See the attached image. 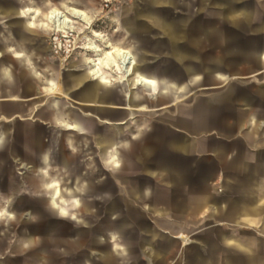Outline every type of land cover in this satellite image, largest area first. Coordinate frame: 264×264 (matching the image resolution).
I'll return each instance as SVG.
<instances>
[{
    "label": "crops",
    "instance_id": "obj_1",
    "mask_svg": "<svg viewBox=\"0 0 264 264\" xmlns=\"http://www.w3.org/2000/svg\"><path fill=\"white\" fill-rule=\"evenodd\" d=\"M32 1L0 0V15L11 19L12 15H19L27 21L31 31L43 35L51 33L49 16L53 10L63 11L70 17L73 10H78L85 12L86 16L83 20H75V25L81 22L90 26L89 36L86 37V43L79 47L83 52L79 55V61L71 66L72 73L54 69L52 66L56 65L45 63L46 53L35 54V59L39 61L35 65L29 64L27 61L29 56L19 49L2 56L1 60L5 63L0 64L3 66L0 67V154L3 152L8 154L11 150L15 158L25 159L30 164L44 163L43 170L38 171L40 180L31 179V186L36 191L43 189L46 192L48 200L53 204L52 211L59 218L75 224L77 223L75 211L82 213L86 209L81 201L85 186L79 179L75 188L69 186L67 183L69 176L64 175L71 170L67 168L66 163H77L82 160L78 171L84 170L96 175L98 187L103 180L111 181L105 178L109 175L126 178L154 176L156 184L160 185L154 201L163 209H171L173 214L162 222L150 223L168 237L177 238L174 240L176 245L169 253L165 264H184L185 252L189 257L193 256L192 262L189 260L188 264H199L201 260L204 264H264V235L226 239L222 241L226 250L218 252V255L206 251L199 256L190 247L191 244L196 245L198 241L181 242L183 235L180 233L189 225L191 219L195 225V212L199 216L201 211L208 208L234 211V222L228 223L232 226L259 225L258 220L264 221V183L259 185L262 187L260 192L252 189V186L249 187L258 177L259 168L250 167L251 161L244 158L242 150L243 147H247L252 151H258V148L264 147V120L261 123L263 135L259 138L252 136L253 133H258L260 128L257 98L264 96V82L255 93L239 82L262 75L264 81V72L254 76L264 71V52L260 63L258 58L247 51L259 66L246 76L236 66L231 67V70L228 67L229 63L219 61L226 65L229 73L234 72L233 75L239 77L231 82L236 88L233 95L226 92L228 81L221 72H217L218 74L211 78L208 67H204L207 72L209 71L206 74L207 79H212V83L206 85L201 84V78L206 71L194 73V90L200 92L193 100L194 95L191 92L184 91V87H179L167 76L157 77L137 66L136 56L132 51L134 45H138L139 48L143 47L153 53L147 47L153 38L164 37L167 41L173 38L175 44L183 45L177 42L182 37L180 17L176 13L181 5L180 0L177 2L139 0L137 6L140 9L129 11L123 21L132 38V45L122 41L113 42L92 29L93 19L86 10L70 7L67 2L62 9H54L44 0H41L42 8H35ZM205 2L217 6L214 12L219 19L225 20L230 15L236 16L244 12L247 19L253 16L252 9L245 11L241 8L230 14H218V9L224 10L223 4L217 3L216 0ZM236 4L243 3L236 0ZM131 29L145 34L144 43L140 35L136 38L131 34ZM154 29L157 31L155 35L148 32ZM210 30L209 25L204 26L203 35L209 34ZM241 34L242 32L239 33ZM93 45L103 51L122 50L130 54L134 61V66L130 67L133 69L132 74L111 68L110 70L99 63V54L92 50ZM252 49L257 48L251 47L250 50ZM88 56H92V60L97 61V66L102 67L101 77L93 73L94 67L88 62ZM200 60L211 63V60ZM10 61L12 64H9ZM32 66H37V69ZM44 71L48 72V76ZM144 81L149 83H143ZM210 85L218 88L201 90L202 87ZM132 86H137L139 91H132ZM19 93L27 98H19ZM149 94L159 96L156 102L160 106L167 105L172 99L183 97L178 101L181 111L177 124L158 122L159 119L167 118L168 109L152 111L145 107L139 108L141 106L139 104L149 99ZM247 94L250 95V99L246 98ZM41 98L44 99L34 105L24 104ZM209 101L219 102L212 110L205 109L204 105ZM185 107L193 108V114L187 116L184 113ZM141 117L147 119L146 122H140ZM16 119L32 123L16 125L14 122ZM124 122L127 123L123 124ZM134 124L135 130L131 131ZM168 131L195 138L196 141L184 144L170 141L167 139L168 135L171 136ZM228 131L236 133L232 135ZM18 133L26 139L24 145H21V150L16 143ZM243 134L246 138L239 139L238 136ZM242 141L246 144L244 145ZM232 147L238 148V151L231 153ZM167 150L180 152L184 157H192L191 161L176 162L177 167L184 164L186 168L184 174L169 177L162 173V169L170 164L158 161V158ZM99 169L106 172L102 177H99ZM46 174L49 177H46ZM217 181H221L219 189L214 186ZM111 183L117 188L118 184L113 181ZM115 190L110 189L105 193H114ZM184 193L187 194L185 203L179 202L177 195ZM213 196L215 198H212ZM106 198L108 200V197ZM10 208V199L6 202L0 200V219L12 215ZM147 211V208H144V212ZM172 232L179 235H172ZM128 240H132V237L129 236ZM258 243L262 244L260 249L256 245ZM160 252L163 253L164 249ZM111 260L113 259L107 263L110 264Z\"/></svg>",
    "mask_w": 264,
    "mask_h": 264
},
{
    "label": "rangeland",
    "instance_id": "obj_2",
    "mask_svg": "<svg viewBox=\"0 0 264 264\" xmlns=\"http://www.w3.org/2000/svg\"><path fill=\"white\" fill-rule=\"evenodd\" d=\"M44 1L49 7L54 9H62L64 3L67 2V5L70 7L88 11L93 19L92 29L102 33L113 42L122 41L128 45H132V38L129 36L123 21L129 11L134 12L140 9L137 6L138 2H140L139 0ZM238 1L239 3L251 4L253 15L251 19L245 17V12L238 13L236 16L230 15L225 20L219 19L214 12V8L217 6L213 3L208 4L203 0H180L181 5L176 12L180 19L185 15H191L193 19L181 25L183 38L181 37L177 42L188 45L190 50L194 52L193 56L195 57L211 60V62L224 60L229 63V68H235L236 66L246 76L256 70L259 64L255 58L245 52L249 51L251 47L261 49L264 46V0ZM32 2L35 8L43 7L41 0H33ZM206 25H209L211 30L209 34L203 35V29ZM73 28L69 34H43L47 46L44 62L49 65H56L52 67L57 70H66L68 73H72L73 69L71 66L79 61V55L83 52L79 47L86 43L90 26L81 22L75 25L74 20ZM240 32H242L241 35H239ZM147 47L153 53H158L159 55L163 53L166 55L169 51V42L164 37L153 38V41ZM165 65L166 60L164 59L154 66ZM44 74L48 76V72L44 71ZM239 82L255 93L264 81L262 75L255 79L248 78ZM15 94L18 93L15 92ZM4 97L1 96V98ZM19 98L25 99L27 97L19 93ZM43 99L31 100L24 104L34 105ZM257 109L260 128L258 133H253V138H259L263 135L261 123L264 120V96L257 98ZM139 120L144 123L147 119L141 117ZM14 122L16 125L32 123V121H25L23 119H16ZM136 122L139 121L136 120ZM134 126L135 124L132 125L131 131L135 130ZM228 132L232 133V135L236 133L235 131ZM18 134L16 143L19 146V150H21V145H24L26 139L20 133ZM238 137L241 140H244L242 138H246L244 134ZM242 143L246 144L245 141H242ZM242 150L244 158L251 161L250 167L254 168L258 166L259 168L258 177L249 187L252 186V189L255 188L257 192H260L262 191V187L260 186L264 183V147L258 148V151H252L247 147H243ZM234 151H238V148L232 147L231 153H234ZM7 155L6 152L0 154V200L6 202L10 199L12 215L9 218L3 217L0 219V264H81L84 252L89 247L88 239L76 238L73 235L75 223L63 220L55 213L42 207L41 198L38 197L36 190L30 184L28 176L24 173L25 168L19 163L15 164L9 160ZM99 170V177L105 175L106 172L103 169ZM243 181L245 182V180ZM16 182L24 183L19 195V204L22 205L28 202L36 206L35 210H32V208L19 209L18 213L14 212L12 191ZM214 186L219 189L221 181L214 183ZM99 188V193H105V191L110 189H116V185L106 179L101 181ZM177 198L179 202L185 203L187 194H178ZM212 198L215 197L213 196ZM102 200L105 201L107 198L105 197ZM100 202L103 204V201ZM128 213L136 214L138 212L132 209ZM195 213V225H193V219H191L192 221L189 225L185 226L183 231L180 232L183 235L181 242L184 240H187L188 243L192 241H204L208 247L207 251L213 252L216 255H218V252L226 250L220 239L223 233L228 234V239L232 240L251 235H264V221L258 220L259 225H229V222H234V211H218L208 208L201 211L198 214L199 216H197V212ZM143 220L147 222L148 219L144 218ZM48 224L55 226L54 233L48 234L46 232ZM27 234L33 236L35 245L33 247L27 244L17 245V239ZM172 235H179V233L172 232ZM256 245L259 248L262 244L258 243ZM190 247L195 251V244H191ZM94 258L95 264H98L99 258L97 254H94ZM216 261L217 259L214 260V262Z\"/></svg>",
    "mask_w": 264,
    "mask_h": 264
},
{
    "label": "water",
    "instance_id": "obj_3",
    "mask_svg": "<svg viewBox=\"0 0 264 264\" xmlns=\"http://www.w3.org/2000/svg\"><path fill=\"white\" fill-rule=\"evenodd\" d=\"M143 2H152L154 0H142ZM172 2H177L178 0H170ZM208 1V0H203ZM217 3L223 4L224 10H217L218 14H230L236 11L237 8H241L245 11H250L252 9L251 4L243 3L236 4V0H216ZM18 8V7H17ZM11 18L3 17L0 15V64L5 61L1 60L2 56L6 53H11L13 50H20L24 54L29 56L27 60L29 64L35 65L38 60L35 59V54H44L47 51V46L45 44V38L40 33H35L28 28V23L19 15H12ZM193 19L190 15H185L180 19L182 24L189 22ZM181 27V26H180ZM131 34L134 37L139 35L142 37V43H144L145 34L139 33L136 29H131ZM149 33L155 35L157 31L150 30ZM170 50L166 55L158 53H150L145 48H139L138 45H134L133 52L136 56V65L141 66L146 72L154 74L157 77L167 76L169 80L177 84L179 87H184V91L191 92L194 98L198 97L200 90H194V73L206 71L204 67H208V71L211 78L212 76L221 72L224 74L228 81V88L226 92L228 95H233L236 91L234 85L231 83L235 79L239 78L233 74L229 73L226 65L223 62L212 61L211 63L203 62L199 58H194V52L190 50L188 45H177L174 43V39L170 38ZM250 54L258 58L259 62L262 63L261 56L264 52V46L261 49H252L248 51ZM248 52H245L246 54ZM34 56V57H33ZM166 60L165 66H154L161 60ZM9 64H12L10 61ZM3 67V66H0ZM12 68L13 66H7ZM37 69V66H32ZM202 76L201 84H211L212 79H207L206 74ZM254 74L258 76L263 73ZM41 75L40 72H38ZM129 77V76H127ZM174 77V78H173ZM132 91L138 92L139 88L137 86H132ZM216 86H204L201 90H212L216 89ZM149 99L144 100V103L139 108L145 107L152 111H160L162 109H168L169 113L166 119H159L158 122L163 124H177L179 114L181 111V106L178 105L183 97H178L172 99L165 106H160L157 103L158 95H150ZM250 95L247 94L246 98ZM127 100H129V93H127ZM219 101H209L205 103V109H213ZM186 108V107H185ZM187 116L193 114V108L187 107L184 110ZM247 115H249L247 113ZM124 122L123 124H126ZM168 129V127L166 128ZM169 130V129H168ZM171 136L167 137L170 141H176L180 144L193 143L196 141L195 138H190L188 136H182L177 134H172L168 131ZM173 135V136H172ZM11 138H8V140ZM180 153V152H179ZM176 151H164L158 158V161L168 162L169 166H164L161 171L166 176H174L175 174L186 172V168L183 165L177 167L176 162H187L191 161L192 157H184L183 154H179ZM8 159L15 164H20L25 168V175L28 179H39L38 171H42L44 163L40 162L36 164H30L25 159L15 158L12 151L8 152ZM161 157V158H160ZM66 163L67 168L71 171H67L64 176H69L67 183L70 187L75 188L78 179L83 182L85 186L84 195L81 197L82 204L86 206L84 212L75 211L76 214V224L74 228L73 235L78 239L87 238L89 241V247L84 252V256L81 264H95L94 254H97L99 261L98 264H108L107 261L110 259L112 262L110 264H165L169 253L176 245L174 240L177 238H170L165 233H162L155 229L150 222H162L166 218L172 216L173 211L169 208H161L158 206L155 199V194L159 191V186L156 184V178L154 176H142L138 178H126L117 175H109L108 177L111 181L118 184L114 193H99L100 188L98 187V179L96 175H91L86 171H78L80 163ZM173 164V165H171ZM175 164V165H174ZM45 170V169H44ZM47 171V170H45ZM78 171V172H77ZM166 171V173H164ZM65 172V170H63ZM161 173V172H160ZM46 177L49 175L46 174ZM104 178V177H103ZM40 180V179H39ZM83 180V181H82ZM177 181V180H176ZM24 183L16 182L13 187V200H14V212L18 213L19 209L25 210L30 209L35 210L36 206L25 203L19 204V195ZM168 189H170L168 187ZM173 190V189H170ZM38 197L42 200V207L46 210L54 213L52 211L53 204L52 201L48 200V195L43 189L36 191ZM151 197L149 198V196ZM103 197H108V200H102ZM103 201V204L100 202ZM144 208H147V212H144ZM134 209L138 213L132 214L128 213L130 210ZM101 212V214H99ZM186 212H183V214ZM148 219L147 222L143 219ZM185 217L182 218L184 220ZM46 232L52 234L55 232V226L48 224ZM131 236L132 240H128ZM229 238V235L223 233L220 237L222 241ZM27 244L30 247L35 245L33 236L22 235L17 239V245ZM189 245V244H188ZM188 245H185L186 247ZM17 247V246H16ZM184 248V246H183ZM117 249L119 251H117ZM161 249L164 252L161 253ZM208 249L204 241H198L196 243L195 254L202 256L204 252ZM192 250V249H191ZM187 251V250H186ZM115 257V258H114ZM151 258V260L149 259ZM192 257H189L185 252L183 261L184 264H188L189 260L192 262ZM147 259V261H146ZM199 264H204L201 260Z\"/></svg>",
    "mask_w": 264,
    "mask_h": 264
},
{
    "label": "bare ground",
    "instance_id": "obj_4",
    "mask_svg": "<svg viewBox=\"0 0 264 264\" xmlns=\"http://www.w3.org/2000/svg\"><path fill=\"white\" fill-rule=\"evenodd\" d=\"M50 14V13H49ZM86 13L78 10H73L72 16H68L63 11L53 10L49 16V22L51 25V33H62L69 34L73 28L74 20H83L85 19ZM35 25V24H34ZM49 26V25H48ZM92 47V46H91ZM92 50L98 52L99 60L98 62L108 67L109 69H115L117 71L125 72L132 74L131 66H134L133 58L127 52L122 50H110L103 51L98 48L96 45H93ZM88 62L93 65V73L101 77L102 72L100 66H97V61L92 60L89 56ZM110 69V70H111ZM124 74V75H125ZM143 83H149L144 81Z\"/></svg>",
    "mask_w": 264,
    "mask_h": 264
},
{
    "label": "built area",
    "instance_id": "obj_5",
    "mask_svg": "<svg viewBox=\"0 0 264 264\" xmlns=\"http://www.w3.org/2000/svg\"><path fill=\"white\" fill-rule=\"evenodd\" d=\"M109 1V0H108Z\"/></svg>",
    "mask_w": 264,
    "mask_h": 264
}]
</instances>
